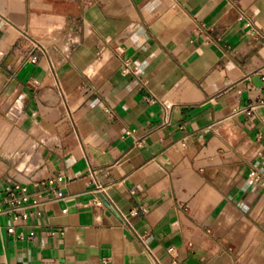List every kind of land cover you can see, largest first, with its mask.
Listing matches in <instances>:
<instances>
[{
    "label": "crops",
    "instance_id": "crops-1",
    "mask_svg": "<svg viewBox=\"0 0 264 264\" xmlns=\"http://www.w3.org/2000/svg\"><path fill=\"white\" fill-rule=\"evenodd\" d=\"M252 167L264 0H0V264H264Z\"/></svg>",
    "mask_w": 264,
    "mask_h": 264
},
{
    "label": "built area",
    "instance_id": "built-area-1",
    "mask_svg": "<svg viewBox=\"0 0 264 264\" xmlns=\"http://www.w3.org/2000/svg\"><path fill=\"white\" fill-rule=\"evenodd\" d=\"M31 60L35 61V56H32ZM251 109L252 106H250L249 109L246 110L247 112H250ZM249 177L252 182L259 185H264V175H262L256 167H252L250 169ZM98 188H100V186H98ZM33 202L34 200L29 197V194L25 191V189L20 188L19 185L0 189V214L17 213ZM22 215L25 216V213H22ZM7 231L9 233L13 232V227L7 228ZM32 234L33 233H30V236H32ZM172 250V247L168 248L169 252H171ZM170 264L178 263L173 260Z\"/></svg>",
    "mask_w": 264,
    "mask_h": 264
}]
</instances>
